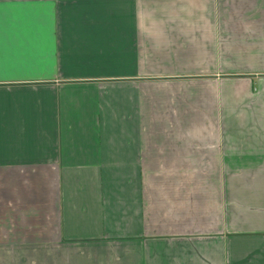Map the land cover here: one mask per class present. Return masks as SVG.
Instances as JSON below:
<instances>
[{
    "label": "crops",
    "instance_id": "crops-1",
    "mask_svg": "<svg viewBox=\"0 0 264 264\" xmlns=\"http://www.w3.org/2000/svg\"><path fill=\"white\" fill-rule=\"evenodd\" d=\"M0 13V264H264V0Z\"/></svg>",
    "mask_w": 264,
    "mask_h": 264
},
{
    "label": "snow or ice",
    "instance_id": "snow-or-ice-1",
    "mask_svg": "<svg viewBox=\"0 0 264 264\" xmlns=\"http://www.w3.org/2000/svg\"><path fill=\"white\" fill-rule=\"evenodd\" d=\"M3 33H4V19L0 13V76L3 74Z\"/></svg>",
    "mask_w": 264,
    "mask_h": 264
}]
</instances>
